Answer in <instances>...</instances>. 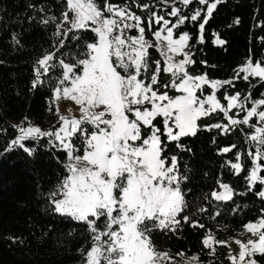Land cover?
<instances>
[{
  "label": "snow or ice",
  "instance_id": "obj_1",
  "mask_svg": "<svg viewBox=\"0 0 264 264\" xmlns=\"http://www.w3.org/2000/svg\"><path fill=\"white\" fill-rule=\"evenodd\" d=\"M179 2L188 6L193 0ZM222 2L198 0V4L206 8L198 7L190 16H183L181 9L173 6L168 15L177 17L174 24L152 12L148 29H152L153 21L163 25L154 31V42L145 38L141 17L130 10V5L113 4L109 0H103L102 6L97 0H63L59 18L46 16L39 20L45 27L55 25L56 51L46 52L35 62L32 87L35 89L46 83L42 78L51 79L49 73L59 70V75L52 81V101L56 105L60 126L47 131L38 126H16L20 134L5 151L18 146L31 155L35 149L26 147L23 142H39L42 137H48L53 147L65 153L67 175L57 190L49 193V198L55 213L80 222L90 238L91 247L87 251L83 247L78 249L83 258L81 264L171 262L169 253L157 251L153 233L176 234L184 224L192 228L205 227L192 217L206 213L208 209L198 207L188 213L190 203L182 187L188 177L180 173L177 157H168L165 152L168 143L172 142L183 149L179 143L181 138L195 136L200 128L197 121L212 113H222L228 123L205 125L208 130L215 128L228 134L240 125L252 129L254 134L246 137L255 147V151L248 153L251 169H246L239 153L230 168L235 175L248 171L245 180L249 191L258 184L260 190L255 195L264 201V176L261 175L264 166L260 163L264 161V93L260 99H254L251 94L243 97L240 93L226 95L225 107L215 93L225 85H232L233 81H210L206 74L190 75L186 66L195 61L189 52L184 51L190 36L185 32L178 39L173 38V28L179 29L186 21L202 20L198 39L203 43L205 25ZM137 7L148 9L149 5ZM235 23L238 24L239 20ZM132 29L138 30L137 36L127 35ZM88 31L93 33V41L80 45L81 33ZM68 39L77 41L81 48V58H75L73 63L57 57V52L65 47ZM14 40L20 44L15 37ZM215 42L225 43L219 37ZM153 47L165 57V66L161 68V62L155 61L156 67L148 75V50ZM171 53H180L183 58L177 63ZM161 72L170 73L169 83L162 87L174 89L180 95L170 96L167 91H159ZM241 73L245 81L256 77L264 84V61L254 64L249 58L236 70L235 78H241ZM205 85L212 89V93L201 98L196 93L203 94ZM60 101L74 102L79 108V118L60 114ZM249 104L251 107H246ZM233 109H239L242 118L230 115ZM158 117L162 118L163 132L153 123ZM253 118L258 124L251 123ZM162 136L168 143L162 140ZM234 147L222 151L227 153ZM217 184L223 191L213 190L204 194L202 199L209 204L213 200L233 201L235 190L222 180H217ZM220 215L217 210L211 218ZM246 233L255 239L234 240L239 251L228 253L231 264H259L255 257H264V208L256 221L243 225L240 235ZM201 243L209 250L210 256L216 255V245L231 246L228 241L217 240L210 231L206 232ZM184 264H201L199 255L187 258Z\"/></svg>",
  "mask_w": 264,
  "mask_h": 264
},
{
  "label": "trees",
  "instance_id": "obj_2",
  "mask_svg": "<svg viewBox=\"0 0 264 264\" xmlns=\"http://www.w3.org/2000/svg\"><path fill=\"white\" fill-rule=\"evenodd\" d=\"M97 2L103 5V0ZM109 2L130 5V10L141 17L145 38L153 42L154 31L163 25L162 22L157 25L153 21L152 29H148L152 12L174 24L177 17L168 15L173 6L181 9L183 16H190L198 7L206 8L199 5L198 0H193L188 6L179 0ZM144 4L149 8L137 7ZM62 7L63 0H0V264H81L83 258L78 249L83 247L87 251L91 247L84 226L55 213L49 198V193L56 191L67 175L65 153L53 147L47 138H41L39 142L24 141L26 147L35 149L31 155L18 146L5 151L17 135L13 121L31 122L43 130L59 126L56 105L52 101V81L59 75V70L49 73L51 79L43 77L47 82L35 89L32 81L35 62L46 52L56 51L53 36L55 25L45 27L39 20L46 16L59 18ZM41 8L43 12L39 11ZM237 19L238 24L235 23ZM201 22L186 21L179 29L173 28L175 37L185 32L190 36L188 50L195 63L187 66L189 74L193 77L206 74L209 79L219 81L232 80V85H225L216 92L217 99L224 106L227 105L225 96L235 93H240L242 97L251 94L254 99H260L264 84L258 82V78L250 77L249 81H245L242 74L241 78H235V75L236 70L249 58L254 64L264 61V0H223L205 25L203 43L198 39ZM81 35L83 39L79 41L80 45L93 41L90 31ZM14 37L20 41L19 45ZM217 37L225 43L217 44ZM77 44V41L66 40L65 47L57 52V57L68 63L81 58V48ZM148 51L150 75L156 67L155 61L161 62V68L165 65L156 47ZM169 81L170 73L161 72L159 91H167L170 96L180 95L174 89L162 87ZM211 93L212 89L204 86L203 94L198 91L197 96L204 98ZM153 123L163 132L162 118L158 117ZM216 123L226 124L228 121L220 112L200 118L197 134L181 138L179 143L183 149L176 147L175 142L168 143L166 137H161L168 143L165 155L176 156L180 173L188 177L182 185L186 200L190 203L188 213L196 211L198 207L208 209L206 213L192 217L204 224L202 229L184 224L176 234L153 233L157 251L167 252L172 257V261L165 264H184L193 255H199L201 264H231L227 259L230 250L226 246L216 245V255L208 254L209 250L201 243L206 232H212L217 240L223 241L238 237L243 225L256 221L261 216V208H264V201L255 195L260 186H253L251 191L248 189L245 180L248 171L235 175L230 168V163L236 162L235 155L239 153L246 169H251L248 153L255 151V147L246 137L254 134L252 129L248 125H240L223 134L219 129L208 130L204 127ZM251 123L256 124V120L253 119ZM233 145L235 147L230 152L222 151ZM260 163L264 166V161ZM261 175L264 176V167ZM217 180H222L235 190L234 202L213 200L209 204L202 199L204 194L220 190ZM217 210L221 215L212 219ZM255 258L259 264H264V257L257 255Z\"/></svg>",
  "mask_w": 264,
  "mask_h": 264
},
{
  "label": "rangeland",
  "instance_id": "obj_3",
  "mask_svg": "<svg viewBox=\"0 0 264 264\" xmlns=\"http://www.w3.org/2000/svg\"><path fill=\"white\" fill-rule=\"evenodd\" d=\"M133 31H136V33L135 32H133ZM127 35H131V36H137L138 35V30L137 29H132V30H130V31H128L127 32ZM164 35H166V33H164ZM173 38L174 39H178L179 37H175L174 35H173ZM158 49V48H157ZM159 50V49H158ZM184 51L185 52H189V50H188V46L184 49ZM160 52V51H159ZM171 55L173 56V60L175 61V62H179L182 58H183V56H182V54H180V53H171ZM162 57V60H163V62H164V60H165V57H163V56H161ZM165 65V64H164ZM245 65V64H244ZM243 65V66H244ZM188 66V65H187ZM187 66H186V69H187ZM242 75H244L243 73H241ZM209 79V78H208ZM210 81L212 80V79H209ZM205 86H208V85H205ZM218 91V90H217ZM216 91V92H217ZM198 92V91H197ZM181 94V93H180ZM197 94V93H196ZM216 94V93H215ZM227 105H225V107H226ZM58 107H59V110H60V114H64V115H70V116H75V117H77V118H79V116H80V112H79V108H78V106H76V105H74V102H72V101H60L59 102V105H58ZM150 107V106H149ZM70 110V111H69ZM242 113L239 111V109H233L231 112H230V115H233L235 118H241L240 117V115H241ZM253 119H255L256 120V124H258V120L256 119V118H253ZM197 123H198V121H197ZM12 124L16 127V126H20V125H23V126H38V127H40L39 125H37V124H34V123H31V122H27V123H24V122H22V121H13L12 122ZM52 125H54V123H52ZM60 126V125H59ZM59 126L58 127H56V129H58L59 128ZM17 128V127H16ZM41 128V127H40ZM55 129V128H54ZM54 129H50V130H54ZM41 130L42 131H47V130H43L42 128H41ZM20 133H19V130H18V128H17V135H16V137L19 135ZM15 137V138H16ZM42 138H47L48 139V141H49V138L48 137H42ZM24 143V142H23ZM58 143V142H57ZM9 146H10V143L7 145V148H9ZM223 191V189H221L220 188V190L218 191V192H222ZM57 198H60L59 196H57ZM249 238H252V239H255V237H252L251 236V234L250 233H246V234H244V235H240V236H238V237H235V238H231V239H229L228 240V242L230 243V247H228L229 248V250L231 251V252H233V254H236V253H238V251H239V247L234 243V240L235 239H241L242 241H244V242H246ZM165 262H167V260H165L164 262H163V264H165Z\"/></svg>",
  "mask_w": 264,
  "mask_h": 264
}]
</instances>
